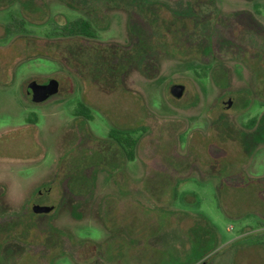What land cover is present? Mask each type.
Segmentation results:
<instances>
[{
    "label": "rangeland",
    "instance_id": "1",
    "mask_svg": "<svg viewBox=\"0 0 264 264\" xmlns=\"http://www.w3.org/2000/svg\"><path fill=\"white\" fill-rule=\"evenodd\" d=\"M142 1L197 20L212 51L156 52L149 20L113 0H0V264H264V69L241 56L264 48V0ZM79 17L96 37L52 34ZM44 77L59 92L26 96ZM113 129L138 138L133 160Z\"/></svg>",
    "mask_w": 264,
    "mask_h": 264
},
{
    "label": "trees",
    "instance_id": "2",
    "mask_svg": "<svg viewBox=\"0 0 264 264\" xmlns=\"http://www.w3.org/2000/svg\"><path fill=\"white\" fill-rule=\"evenodd\" d=\"M113 3L126 10L134 11L135 13H141L149 20L152 28L157 34V37H155L156 39H154L155 41L153 40L154 46L152 45V49L156 50V52L163 53L174 58L176 57L187 60L192 57H199V53H201L202 55L203 52L212 51L213 41L210 38V35H205V33L207 32L206 30L199 28V22L197 20L195 21L193 19H182L176 17L175 15L168 13L164 7H160L157 13H155L142 0H113ZM219 17V14L213 13L210 16V21H221ZM230 20L231 18L224 17L223 22L227 23ZM23 23V19L13 17L12 21L7 23L6 25L7 36H11L17 32L24 30L22 25ZM235 24H237V20H235ZM187 29H198L203 33V35H200L204 36V42H202V51H200V49V52L197 53L196 51H190V47L186 45L187 43H189V41H187V39L185 38L188 35L186 33ZM51 32L54 35L63 36L83 35L87 37H96L97 35V29L95 28L94 24L90 19L85 17H79L61 25L52 23ZM229 47H231V45H229ZM241 56L253 60V63H255L257 67L259 66L260 68L264 69V48L261 50H255L253 48L244 47ZM207 64H212V60L210 63H206L202 66H209ZM143 71L148 76H153L155 73V71L153 70L148 71L147 69H144ZM257 92L259 96L264 99V77L260 78ZM76 113L78 115H83L86 118L92 117L91 110L84 103H81L79 105ZM110 137L117 142L118 146L125 153L126 157L129 160H133L135 158L139 140L134 136V132H126L121 129H113L110 131ZM177 186L178 182L176 183L174 188V195L176 194ZM258 238V242L252 244L256 249L263 247L262 245H264V234H261L260 236L258 235ZM246 247L249 246H245L244 248ZM241 250L242 249H240V251ZM236 258L237 255H234V259L232 261L233 264L236 263ZM242 264L249 263L242 262Z\"/></svg>",
    "mask_w": 264,
    "mask_h": 264
},
{
    "label": "water",
    "instance_id": "3",
    "mask_svg": "<svg viewBox=\"0 0 264 264\" xmlns=\"http://www.w3.org/2000/svg\"><path fill=\"white\" fill-rule=\"evenodd\" d=\"M59 89L60 83L57 78L44 77L37 85L27 87V94L30 95L34 101H46L57 94ZM185 90L186 86L184 84H174L170 89V93L173 97L179 99L184 95ZM232 101L233 99H230V103H232ZM53 208V205L47 206L40 204H35L33 207L36 213H46Z\"/></svg>",
    "mask_w": 264,
    "mask_h": 264
},
{
    "label": "flooded vegetation",
    "instance_id": "4",
    "mask_svg": "<svg viewBox=\"0 0 264 264\" xmlns=\"http://www.w3.org/2000/svg\"><path fill=\"white\" fill-rule=\"evenodd\" d=\"M26 93H27V91H26ZM27 96L30 97V98L32 99V97H31L30 95L27 94ZM30 98H29V99H30ZM31 99H30V100H31ZM231 99H233L232 103H230V97H229V99L227 100L228 102H226L228 108H230V107L233 105L234 100H235L234 97H231ZM46 191H47V190L45 189V192H46ZM35 204L45 205V204H41L40 202H39V203L36 202V201L33 202V203L31 204V207H29L33 212H35L34 209H33V207H34ZM50 205H53L54 208H53L52 210H50L49 212H53V211L56 209V207H55L54 204H50ZM50 205H47V206H50ZM49 212H46V213H49ZM35 213H36V212H35Z\"/></svg>",
    "mask_w": 264,
    "mask_h": 264
}]
</instances>
